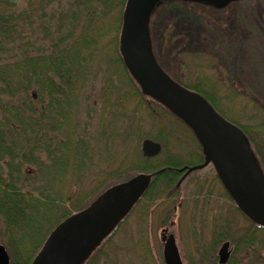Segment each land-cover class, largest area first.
I'll return each mask as SVG.
<instances>
[{
  "label": "trees",
  "instance_id": "1",
  "mask_svg": "<svg viewBox=\"0 0 264 264\" xmlns=\"http://www.w3.org/2000/svg\"><path fill=\"white\" fill-rule=\"evenodd\" d=\"M125 3L126 0H0V221L6 231L5 235L0 233L10 264H30L51 229L85 207L75 200L65 207L71 183L88 176L89 167L97 162L94 154L130 138L136 117L145 105L149 110L159 105L174 115L141 92L120 55L119 39L115 35L111 41L107 36L112 27L118 30L120 14L122 25ZM115 13L118 17L112 18ZM92 79H98L99 107L91 111H101L104 127L97 120L83 123L78 112L82 91ZM127 81L141 100L136 107L138 114L129 100L131 92L122 91ZM176 119L182 121L177 116ZM239 127L251 141L249 132ZM114 158L99 168L109 170L105 174L112 176L100 185L98 194L131 177L118 172L125 164ZM141 158L150 162L156 157ZM193 161L201 162V154L196 160H167L170 164L160 166L166 168L151 176L138 201L173 188L180 178L176 167ZM79 171L83 174L78 176ZM76 172L77 179L72 178ZM245 219L248 223L244 231L248 232H244L241 247L247 250V256L248 251L259 254L264 249V227ZM221 222L222 219L212 225L208 242L199 246L207 264H219L215 250L210 249L222 237ZM232 261L230 257L227 262Z\"/></svg>",
  "mask_w": 264,
  "mask_h": 264
},
{
  "label": "rangeland",
  "instance_id": "2",
  "mask_svg": "<svg viewBox=\"0 0 264 264\" xmlns=\"http://www.w3.org/2000/svg\"><path fill=\"white\" fill-rule=\"evenodd\" d=\"M119 22L117 31L114 27L108 30L111 41L115 35L119 39L121 14ZM148 25L157 63L185 87H198L197 91L205 94L224 118L249 132L250 146L264 173V0H237L221 8L198 1L162 0L151 11ZM94 80L84 87L80 97L83 105L80 104L78 112L83 123L97 120L104 127L101 111H91L99 107V83L98 79ZM125 86L122 91L131 92L129 100L136 111L141 100L133 93L130 82ZM153 106L149 110L145 105L139 111L128 140H118L109 149L94 154L100 165L93 163L88 176L80 178L81 183H71L65 207L72 200L86 206L94 199L100 185L112 176L105 174L109 170L104 172L99 168L106 166L105 161L112 157L125 164L118 172L129 176L160 172L166 168L160 166L167 160L198 158L201 148L190 128L159 105ZM146 137L161 144V151L150 162L141 158L140 144ZM195 163L199 161L190 165ZM182 167H176L178 175L184 172L185 169L180 170ZM81 170L84 172L85 168ZM75 174L72 178L77 179ZM160 191L139 200L92 257L81 264H164L159 235L163 227H168L177 239L183 264H207L200 247L208 242L212 225L221 219L222 237L210 249L215 250L216 261L219 246L227 240L233 261L226 264H264V249L259 254L248 251L247 256V250L241 247L248 222L228 198L211 164L192 170L173 188ZM0 225V232L5 235L2 221ZM0 243L5 246L1 233Z\"/></svg>",
  "mask_w": 264,
  "mask_h": 264
},
{
  "label": "water",
  "instance_id": "3",
  "mask_svg": "<svg viewBox=\"0 0 264 264\" xmlns=\"http://www.w3.org/2000/svg\"><path fill=\"white\" fill-rule=\"evenodd\" d=\"M161 0H126L119 35L123 62L143 94L162 103L181 118L201 145L203 161L183 165L185 174L211 163L222 186L238 209L264 227V174L247 137L221 116L198 92L171 78L157 63L151 50L148 21ZM190 1V0H188ZM222 7L236 0H192ZM144 156L159 153L161 144L143 138ZM152 173L138 172L97 195L88 205L61 220L49 233L30 264H81L100 241L128 213L150 183ZM160 230L165 264H183L175 237ZM229 242L217 250L218 263H226ZM0 264H10L9 254L0 243Z\"/></svg>",
  "mask_w": 264,
  "mask_h": 264
},
{
  "label": "flooded vegetation",
  "instance_id": "4",
  "mask_svg": "<svg viewBox=\"0 0 264 264\" xmlns=\"http://www.w3.org/2000/svg\"><path fill=\"white\" fill-rule=\"evenodd\" d=\"M183 178V173L182 174H180V179H182ZM185 178V177H184ZM183 178V179H184ZM175 240H176V242H177V239L175 238Z\"/></svg>",
  "mask_w": 264,
  "mask_h": 264
}]
</instances>
